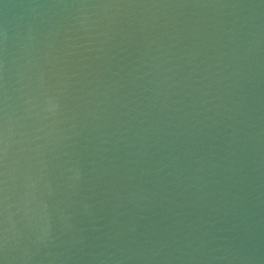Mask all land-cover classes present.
Listing matches in <instances>:
<instances>
[{
    "label": "water",
    "instance_id": "water-1",
    "mask_svg": "<svg viewBox=\"0 0 264 264\" xmlns=\"http://www.w3.org/2000/svg\"><path fill=\"white\" fill-rule=\"evenodd\" d=\"M0 264H264V0H0Z\"/></svg>",
    "mask_w": 264,
    "mask_h": 264
}]
</instances>
